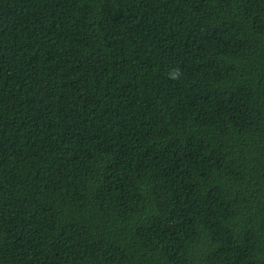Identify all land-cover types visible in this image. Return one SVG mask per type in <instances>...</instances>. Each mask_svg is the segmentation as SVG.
<instances>
[{
    "label": "trees",
    "instance_id": "obj_1",
    "mask_svg": "<svg viewBox=\"0 0 264 264\" xmlns=\"http://www.w3.org/2000/svg\"><path fill=\"white\" fill-rule=\"evenodd\" d=\"M0 264H264V0H0Z\"/></svg>",
    "mask_w": 264,
    "mask_h": 264
},
{
    "label": "clouds",
    "instance_id": "obj_2",
    "mask_svg": "<svg viewBox=\"0 0 264 264\" xmlns=\"http://www.w3.org/2000/svg\"><path fill=\"white\" fill-rule=\"evenodd\" d=\"M180 75L181 73L179 70H174L172 73L169 74L170 78L172 79H178Z\"/></svg>",
    "mask_w": 264,
    "mask_h": 264
}]
</instances>
